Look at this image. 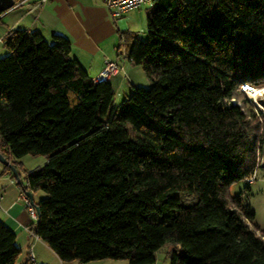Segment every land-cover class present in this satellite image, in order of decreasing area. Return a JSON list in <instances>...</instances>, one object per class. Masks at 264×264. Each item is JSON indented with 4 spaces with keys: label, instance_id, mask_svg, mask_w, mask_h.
<instances>
[{
    "label": "trees",
    "instance_id": "1",
    "mask_svg": "<svg viewBox=\"0 0 264 264\" xmlns=\"http://www.w3.org/2000/svg\"><path fill=\"white\" fill-rule=\"evenodd\" d=\"M146 23L145 41L121 39L150 84L116 107L69 37L4 36L0 151L46 159L21 184L44 192L28 227L63 261L152 264L165 246L170 264H264L254 211L229 189L264 155L241 89L264 84V0H153ZM19 254L0 220V264H32Z\"/></svg>",
    "mask_w": 264,
    "mask_h": 264
},
{
    "label": "crops",
    "instance_id": "2",
    "mask_svg": "<svg viewBox=\"0 0 264 264\" xmlns=\"http://www.w3.org/2000/svg\"><path fill=\"white\" fill-rule=\"evenodd\" d=\"M120 17L113 19L102 0H23L0 12V44L4 47V36L11 29H36L48 41L53 33L63 34L71 40L70 53L90 77L94 78L103 70L106 60L115 61L117 69L109 74L107 80L111 82L114 93L122 92L125 96L132 87H148L150 82L142 67L133 64L126 55L121 32L127 27V22ZM44 159L40 164L24 168L22 158H11L20 183L0 163V220L15 233V243L20 248L18 262L26 259L27 248L31 244L35 255L32 264H106V259L82 263L63 261L43 240L30 235L27 227L31 221L25 201L18 198V191L26 182V174L41 166Z\"/></svg>",
    "mask_w": 264,
    "mask_h": 264
},
{
    "label": "rangeland",
    "instance_id": "3",
    "mask_svg": "<svg viewBox=\"0 0 264 264\" xmlns=\"http://www.w3.org/2000/svg\"><path fill=\"white\" fill-rule=\"evenodd\" d=\"M150 4H142L136 8L130 9L124 12L120 18H123L127 22V27L122 30L135 33L140 40L145 41L147 39V23L146 14ZM123 45H121V48ZM7 54L6 48L0 44V57ZM262 87V90L256 96L248 91H244V95L248 100H250L261 113L264 122V84L260 86H254V88ZM130 92V91H129ZM122 92L114 93L112 100V105L114 107L118 106L123 98ZM262 111V112H261ZM264 132V127H263ZM23 167H33L40 164V160L44 159L42 154H26L22 156ZM45 160V159H44ZM41 164L43 162L41 161ZM230 195L240 194L242 198V203L247 204L254 211V217L249 222L251 226L256 225L258 227L259 233H264V155L259 159V167L256 169L254 174L247 177L246 180L242 179L235 181L230 185ZM34 201L39 197L44 195L43 190H37L32 193ZM103 260V259H99ZM104 262L106 264H128L126 259H106ZM152 264H170L166 253V247L163 246L159 248L155 253V261Z\"/></svg>",
    "mask_w": 264,
    "mask_h": 264
},
{
    "label": "built area",
    "instance_id": "4",
    "mask_svg": "<svg viewBox=\"0 0 264 264\" xmlns=\"http://www.w3.org/2000/svg\"><path fill=\"white\" fill-rule=\"evenodd\" d=\"M22 1L23 0H14V3H21ZM102 2L105 5V7L108 9L112 18L116 20L120 15H122L124 12L130 9L136 8L146 3H149L151 5L153 0H102ZM116 69H117V65L115 61L106 60L103 70L98 75H96L93 79L94 80L107 79L109 74L113 73ZM250 88L251 86L246 83H243L241 85V89L244 91ZM26 190L27 188H24L21 186L18 191V198L23 199L25 201V207H26L27 214L29 216L30 221L33 223L37 220V210L34 204L29 200L28 196L26 195V192H25ZM27 228H28L30 235L39 239V237L35 233H33V231L29 227ZM26 259L29 261H34L35 259V255L32 250L31 244L27 248Z\"/></svg>",
    "mask_w": 264,
    "mask_h": 264
},
{
    "label": "water",
    "instance_id": "5",
    "mask_svg": "<svg viewBox=\"0 0 264 264\" xmlns=\"http://www.w3.org/2000/svg\"><path fill=\"white\" fill-rule=\"evenodd\" d=\"M13 4H14V0H0V12L8 9ZM0 163L3 166L8 167L10 169L11 173L14 175V178L20 183V178H19L15 164L12 161H10V159L6 158L4 156V154H2L1 151H0ZM25 192H26V195L28 196L29 200L34 204L36 210L38 211V205L36 203H34V201H33L32 192L28 189Z\"/></svg>",
    "mask_w": 264,
    "mask_h": 264
},
{
    "label": "bare ground",
    "instance_id": "6",
    "mask_svg": "<svg viewBox=\"0 0 264 264\" xmlns=\"http://www.w3.org/2000/svg\"><path fill=\"white\" fill-rule=\"evenodd\" d=\"M262 90V87L260 88V87H256V88H254L253 86H251V88L250 89H248L247 91H248V93H249V91H250V93H252L253 95H257V94H259L260 93V91Z\"/></svg>",
    "mask_w": 264,
    "mask_h": 264
}]
</instances>
